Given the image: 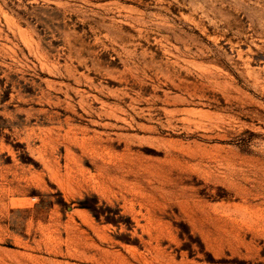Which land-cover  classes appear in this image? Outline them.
Instances as JSON below:
<instances>
[{"label":"rangeland","instance_id":"obj_1","mask_svg":"<svg viewBox=\"0 0 264 264\" xmlns=\"http://www.w3.org/2000/svg\"><path fill=\"white\" fill-rule=\"evenodd\" d=\"M0 264H264V0H0Z\"/></svg>","mask_w":264,"mask_h":264}]
</instances>
